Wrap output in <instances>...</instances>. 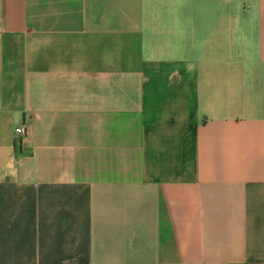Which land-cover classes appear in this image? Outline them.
Segmentation results:
<instances>
[{"label": "crops", "instance_id": "crops-1", "mask_svg": "<svg viewBox=\"0 0 264 264\" xmlns=\"http://www.w3.org/2000/svg\"><path fill=\"white\" fill-rule=\"evenodd\" d=\"M0 264H264V0H0Z\"/></svg>", "mask_w": 264, "mask_h": 264}, {"label": "built area", "instance_id": "built-area-1", "mask_svg": "<svg viewBox=\"0 0 264 264\" xmlns=\"http://www.w3.org/2000/svg\"><path fill=\"white\" fill-rule=\"evenodd\" d=\"M26 128L25 126L22 124V125H18L16 128H15V134L16 136L19 138V139H23L25 136H26Z\"/></svg>", "mask_w": 264, "mask_h": 264}]
</instances>
